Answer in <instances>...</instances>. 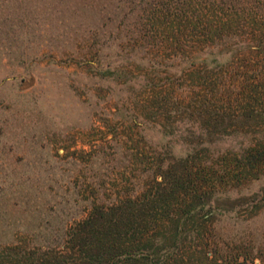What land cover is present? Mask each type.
<instances>
[{
	"label": "trees",
	"instance_id": "trees-1",
	"mask_svg": "<svg viewBox=\"0 0 264 264\" xmlns=\"http://www.w3.org/2000/svg\"><path fill=\"white\" fill-rule=\"evenodd\" d=\"M2 1L0 41L56 18L132 91L111 127L126 150L116 175L89 170L51 197L0 177V264H264L240 210L264 200L249 192L264 184V0Z\"/></svg>",
	"mask_w": 264,
	"mask_h": 264
},
{
	"label": "rangeland",
	"instance_id": "rangeland-1",
	"mask_svg": "<svg viewBox=\"0 0 264 264\" xmlns=\"http://www.w3.org/2000/svg\"><path fill=\"white\" fill-rule=\"evenodd\" d=\"M2 2L0 8L7 6ZM99 19L88 12L83 22L99 24ZM48 21L55 27L56 18ZM54 27L30 42L21 43V31L12 45L6 37L0 41V177L14 183L31 179L32 190L44 188L48 197L71 192L65 182L87 176L89 170L116 175L120 162L116 165L115 157L126 150L117 147L121 127L117 133L111 127L122 119L116 110L132 91L131 85H121L82 60L72 38ZM104 53L106 61L118 60L114 47ZM17 110L19 120L13 123L8 116ZM17 162L21 165L15 168ZM18 189L21 183L11 191ZM259 190L263 199V183L249 187V192ZM240 210L248 219L244 225L264 241V200Z\"/></svg>",
	"mask_w": 264,
	"mask_h": 264
}]
</instances>
